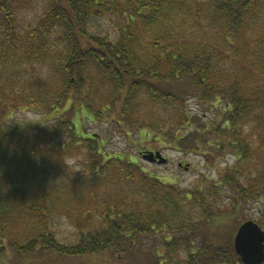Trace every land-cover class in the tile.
Wrapping results in <instances>:
<instances>
[{"label":"trees","instance_id":"1","mask_svg":"<svg viewBox=\"0 0 264 264\" xmlns=\"http://www.w3.org/2000/svg\"><path fill=\"white\" fill-rule=\"evenodd\" d=\"M39 2L0 0V264H243L234 219L259 204L264 229V0ZM22 109L45 115L35 139L8 125ZM99 122L137 133L142 159L155 142L236 161L185 189L105 151ZM79 150V176L59 168ZM87 190L108 197L71 216Z\"/></svg>","mask_w":264,"mask_h":264},{"label":"rangeland","instance_id":"2","mask_svg":"<svg viewBox=\"0 0 264 264\" xmlns=\"http://www.w3.org/2000/svg\"><path fill=\"white\" fill-rule=\"evenodd\" d=\"M42 6L43 3L42 0H40L39 8H42ZM32 12L36 13L37 11L34 10ZM111 17L108 16L100 18L97 21L94 20V24H96L94 26H98L106 33H110L111 35H113L114 31L116 30L114 28L115 23H117L118 19L117 17ZM95 30L98 31L97 29ZM197 103L198 102L195 99L190 100V105L192 106L194 111H197ZM71 114L73 115L72 112ZM200 114L201 116L206 115V119H209L210 117H214L216 113L212 114L210 111H206L205 113L200 111ZM44 116V114L37 111H24L22 109L20 112L16 111L15 116L12 119L8 120V125L11 128H19L20 132L27 138L35 139L38 127L41 126V124H43L44 120L46 119ZM216 117L217 116H215L214 118ZM137 118L141 119L143 117L142 115H140L137 116ZM147 119L150 120L149 117H147ZM217 120H219V118H217ZM76 121L79 122L78 119ZM88 132L99 133L103 135L104 139L106 140V146L104 149L110 154L119 153L124 154L129 158H134L153 176L161 179L162 181L174 183L185 189L195 188L200 185L202 180L205 179L208 183L219 181L222 173L225 172L228 167L233 166L236 161L235 157H233L231 154H227L224 156H215L214 158L201 154L199 155L195 153V151L181 152L179 151L181 149L179 147L162 146L158 145L155 142H152L155 148L151 149L161 151L163 156L167 159V162L165 164L160 165L158 163H150L142 159V156L140 154L142 147L138 145V143H140L141 141L139 140V136L137 133L131 134V136H127L124 129L119 125L102 122L90 123ZM84 155V150L73 152V154H70L61 160L59 168H70L73 175L76 174L79 176V174L83 171L84 167L87 164ZM57 175H59V170H57ZM59 182H61L60 186L62 189L61 191L59 190L60 194L64 196V194H66V190L63 188L62 181ZM56 186L59 185L56 184ZM75 190L76 192H78L77 189ZM105 191L107 190L102 191V196H98L96 200L94 199L93 194L95 192H101L100 188L95 189L93 194L89 192V190H87L86 194H84L86 195L85 198L79 201L72 200L69 210L71 216L76 215L77 212L73 208L80 205L82 206V208L79 210L80 213L93 211L95 209L93 206L98 205L102 200L104 201L107 199L108 193ZM71 195H73V193H71ZM221 201L227 203V200L225 198H223ZM259 208V204H252L250 205V207H246L239 212L237 218L234 219V221L240 222L238 223L237 227L235 224L236 231L234 232V234H232L233 240L238 227L242 224L243 221H256L258 223L261 217ZM81 210H83V212ZM63 213L66 214V212ZM65 214H62L57 218L56 223H54V228L56 229L60 239L75 240L77 239V229L75 226L77 221H74V219L70 220V218H67ZM232 229V226L226 229L227 236L230 235ZM156 241L158 243H161V236H159L158 240ZM151 245L152 241L149 239H145L142 244L143 252L148 251L147 248ZM137 255L142 256V254L138 252ZM17 264H22V262H18Z\"/></svg>","mask_w":264,"mask_h":264},{"label":"water","instance_id":"3","mask_svg":"<svg viewBox=\"0 0 264 264\" xmlns=\"http://www.w3.org/2000/svg\"><path fill=\"white\" fill-rule=\"evenodd\" d=\"M143 159L160 165L167 162L161 151L145 152ZM233 245L243 264H264V230L256 221H246L238 227Z\"/></svg>","mask_w":264,"mask_h":264},{"label":"flooded vegetation","instance_id":"4","mask_svg":"<svg viewBox=\"0 0 264 264\" xmlns=\"http://www.w3.org/2000/svg\"><path fill=\"white\" fill-rule=\"evenodd\" d=\"M154 151H156V150H154Z\"/></svg>","mask_w":264,"mask_h":264}]
</instances>
